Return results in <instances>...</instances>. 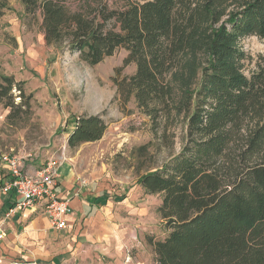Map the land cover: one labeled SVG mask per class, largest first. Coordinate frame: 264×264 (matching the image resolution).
<instances>
[{"label": "trees", "instance_id": "trees-1", "mask_svg": "<svg viewBox=\"0 0 264 264\" xmlns=\"http://www.w3.org/2000/svg\"><path fill=\"white\" fill-rule=\"evenodd\" d=\"M21 1L40 12L46 42L91 65L125 48L135 72L113 78L118 96L125 105L135 100L154 131L173 112L186 114L182 152L138 179L147 193L163 194L167 235L149 237L155 264H264V65L245 74L239 47L245 37L264 40V0ZM199 53L206 61L197 68L191 56ZM185 66L200 70L199 86L178 102L175 72ZM23 85L0 75L9 119L31 109ZM107 126L100 114H83L68 145L99 140Z\"/></svg>", "mask_w": 264, "mask_h": 264}, {"label": "rangeland", "instance_id": "rangeland-1", "mask_svg": "<svg viewBox=\"0 0 264 264\" xmlns=\"http://www.w3.org/2000/svg\"><path fill=\"white\" fill-rule=\"evenodd\" d=\"M0 2L6 4L0 16V75H14L16 81H23L26 95L32 96L28 113L15 110L11 119L7 117L11 107L0 103V153L32 154L26 162L37 163L62 157L77 165L80 179L94 181L111 197L108 216L101 222L106 237L100 230L94 233L100 237H87L91 231L87 222L61 231L58 264H155L149 237L167 235L159 211L163 194L147 193L138 179L182 152L189 140L186 114L173 112L154 131L135 100L125 105L118 96L113 78L135 72V63L125 64V48L91 65L66 46L46 42L40 12L25 11L21 0ZM239 47L246 52L245 74L256 71L258 63L264 65L263 39L245 37ZM191 57L197 58V68L206 61L205 54ZM199 72L186 66L175 72L174 99L180 102L185 89L199 86ZM19 93L15 88L16 102ZM83 114H100L108 125L106 133L99 140L70 147L68 132ZM163 126H167L165 134ZM141 145L148 147L141 151Z\"/></svg>", "mask_w": 264, "mask_h": 264}, {"label": "crops", "instance_id": "crops-1", "mask_svg": "<svg viewBox=\"0 0 264 264\" xmlns=\"http://www.w3.org/2000/svg\"><path fill=\"white\" fill-rule=\"evenodd\" d=\"M72 130L68 132L69 135ZM41 163L26 162L28 168ZM6 175L7 168L0 161V184ZM81 177L77 165L68 160L62 163L55 189L60 198L69 201L70 209H72L66 216L68 227L62 229L52 226L41 206H38L37 210H19L7 217L12 195L10 192L0 191V224L3 223L4 231L0 238V264H13L18 261L58 264L62 256L60 255L62 243L59 239L61 231L83 226L86 222L91 227V231L88 230L86 236L100 237L94 233L99 230L102 232L101 222L108 216L111 197L103 188L98 189L94 181L87 183L85 179H80ZM102 234L105 237L107 235L103 232ZM117 244L118 247L121 244V239L118 237Z\"/></svg>", "mask_w": 264, "mask_h": 264}, {"label": "built area", "instance_id": "built-area-1", "mask_svg": "<svg viewBox=\"0 0 264 264\" xmlns=\"http://www.w3.org/2000/svg\"><path fill=\"white\" fill-rule=\"evenodd\" d=\"M27 157L17 152H2L0 161L7 168V175L0 184V191L10 192L11 206L7 217L19 210H37L38 206L44 209L50 223L56 229L67 228L66 216L70 209L69 201L60 198L55 189L59 177V169L64 158L48 157L40 165L28 168ZM3 223L0 224V238L3 234Z\"/></svg>", "mask_w": 264, "mask_h": 264}]
</instances>
